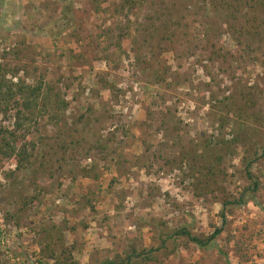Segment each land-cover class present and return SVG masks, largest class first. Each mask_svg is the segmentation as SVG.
Here are the masks:
<instances>
[{
	"label": "rangeland",
	"instance_id": "obj_1",
	"mask_svg": "<svg viewBox=\"0 0 264 264\" xmlns=\"http://www.w3.org/2000/svg\"><path fill=\"white\" fill-rule=\"evenodd\" d=\"M0 86V264H264V0H0Z\"/></svg>",
	"mask_w": 264,
	"mask_h": 264
},
{
	"label": "trees",
	"instance_id": "obj_2",
	"mask_svg": "<svg viewBox=\"0 0 264 264\" xmlns=\"http://www.w3.org/2000/svg\"><path fill=\"white\" fill-rule=\"evenodd\" d=\"M41 88H42L41 85L37 86L36 88L29 89V90H26L23 87L21 88L19 87V90L17 91L20 94V97H22L24 101L23 105H25L26 107H29L30 105H32L33 103L30 101L29 97L33 98V100L35 99L37 100V98L39 97L41 93V90H42ZM1 89H2V86H0V90ZM8 95L10 98L12 97V95L13 96L17 95V92L12 94L11 91H8ZM11 154L16 156L17 160L19 161L18 157H20L21 154L17 156L14 151ZM256 160L257 159L253 158L252 156L245 159L246 161L244 162L245 175H246V179L249 181V186L245 189L244 192L241 193V195L237 199H233L232 201L226 200L222 202V210L220 212V215L223 220H225L224 209L228 204H233V205L243 204L246 201L243 199L245 196L249 199V201L254 202V198H255L254 196L259 190L260 183L258 179H256L254 175L251 173L250 169L253 166V164L256 162ZM58 229H59L58 226H52L51 228L46 229L47 231L46 235L48 236V238L47 237L45 238V243H43V246L41 248L42 255L50 260H53L54 264H77L76 262L73 261L72 256H71L74 247L64 246L62 242V238L60 237V234L56 232L58 231ZM48 231L54 232V233L50 234ZM219 233H220V230H215L213 234H211L209 237L203 240L195 236H192L189 232H187L184 229L179 230L177 232L179 236H185L190 242L204 249L211 246L212 241L217 237V235H219ZM151 258L152 257L150 256V254H147L146 256L142 257L144 261H147ZM128 263H130L129 259L126 260V262H124L123 264H128ZM106 264H115V263L109 261Z\"/></svg>",
	"mask_w": 264,
	"mask_h": 264
}]
</instances>
